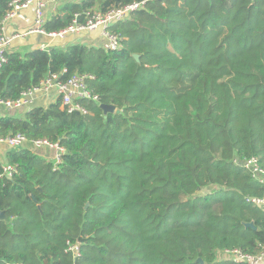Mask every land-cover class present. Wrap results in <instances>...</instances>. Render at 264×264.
<instances>
[{"label": "trees", "instance_id": "trees-1", "mask_svg": "<svg viewBox=\"0 0 264 264\" xmlns=\"http://www.w3.org/2000/svg\"><path fill=\"white\" fill-rule=\"evenodd\" d=\"M133 1L67 2L44 29ZM109 30L119 49L52 45L8 52L0 66V100L52 73L91 76L98 96L88 114L57 99L0 116V135L64 149L55 168L27 147L0 160V174L13 168L0 177V264H236L217 254L260 253L264 209L246 198L264 186L239 162L264 169V0H147Z\"/></svg>", "mask_w": 264, "mask_h": 264}, {"label": "built area", "instance_id": "built-area-1", "mask_svg": "<svg viewBox=\"0 0 264 264\" xmlns=\"http://www.w3.org/2000/svg\"><path fill=\"white\" fill-rule=\"evenodd\" d=\"M146 1L147 0L133 1L122 6L108 8L105 11L87 12L83 19H80L79 13H75L70 24L65 28L59 31L47 32L44 29V24L46 22L44 14L46 4L44 0H10L8 9L4 15L0 17V66L7 60L6 54L8 53L10 43L15 39L22 38L31 33H38L51 40H55L63 39L69 34H82L84 32L99 30L105 38V43L102 45L105 50L119 49L121 47L119 36L111 33L109 28L113 24L127 19L132 12L144 8ZM29 6L33 8L34 19L32 27L22 32L6 35V22L16 16L20 10ZM39 48L43 50L47 49L48 46L40 45ZM88 77L91 78V76L87 75L72 74L66 79H60V74L52 73L47 75L38 84L21 92L18 98L0 100V105L9 112L20 110L32 101L36 93L46 94L54 90L56 92V98L60 101L61 107L67 113L78 112L80 114H88L89 111L84 103L86 101L98 102V96L88 87L86 81ZM27 142L35 148L45 147L54 149L56 152L52 160L54 168L61 162V154L64 152V149L57 143L50 142L47 139L28 141L26 137L20 133L5 136L0 135V143H7L12 149L21 148L22 144ZM239 164L249 171L254 182L264 186V169L261 168L256 157H250L240 161ZM12 170V166L5 164L0 177H11ZM246 201L264 209V197H249L246 198ZM66 250L70 251L74 257L78 256L79 243L68 242ZM217 259L228 260L236 264H264V249L257 255H251L237 248L223 249L217 254Z\"/></svg>", "mask_w": 264, "mask_h": 264}, {"label": "crops", "instance_id": "crops-1", "mask_svg": "<svg viewBox=\"0 0 264 264\" xmlns=\"http://www.w3.org/2000/svg\"><path fill=\"white\" fill-rule=\"evenodd\" d=\"M45 1V9L44 14L46 20L50 19L53 15L57 13L58 8L62 6V4L70 2V3H80L84 0H44ZM33 8L31 6L20 10L16 16L6 22L5 24V34L10 35L15 32H22L32 27L33 25ZM74 43L83 44L86 46H102L105 43V38L102 36L99 30H94L91 32H84L82 34H69L65 36L63 39H55L51 40L50 38L36 33L28 34L22 38H18L13 40L8 48V52H28L34 48H39L40 45L52 46V45H60L66 46ZM57 100L56 92L51 90L50 92L44 93H36L32 101L28 103L24 108L17 111H6L2 105H0V116L5 115L6 113H12L16 116H21L25 111H28L32 106H41L46 107L50 103H53ZM22 147L30 148L35 153L39 154L46 160H53L55 156L54 149H48L45 147L35 148L30 143L22 144ZM12 150V148L7 143H0V160H4L7 151Z\"/></svg>", "mask_w": 264, "mask_h": 264}, {"label": "water", "instance_id": "water-1", "mask_svg": "<svg viewBox=\"0 0 264 264\" xmlns=\"http://www.w3.org/2000/svg\"><path fill=\"white\" fill-rule=\"evenodd\" d=\"M133 58L138 61L139 59V56L138 54H134L133 55ZM99 107L100 109L103 111L104 114H108V113H116L118 110L115 106L113 105H109V104H104V103H99ZM88 204H86L87 206ZM4 217V214L2 211H0V218H3ZM244 226L246 228H252L253 230H256V227L254 226V224L252 222H248V223H244ZM198 263H202V261L200 259H197L196 260Z\"/></svg>", "mask_w": 264, "mask_h": 264}, {"label": "rangeland", "instance_id": "rangeland-1", "mask_svg": "<svg viewBox=\"0 0 264 264\" xmlns=\"http://www.w3.org/2000/svg\"><path fill=\"white\" fill-rule=\"evenodd\" d=\"M49 161V160H48ZM51 161V160H50Z\"/></svg>", "mask_w": 264, "mask_h": 264}]
</instances>
